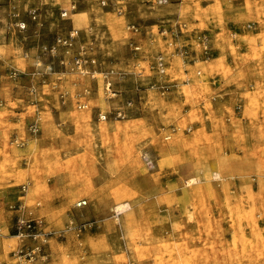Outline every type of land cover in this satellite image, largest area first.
<instances>
[{"label": "rangeland", "instance_id": "obj_1", "mask_svg": "<svg viewBox=\"0 0 264 264\" xmlns=\"http://www.w3.org/2000/svg\"><path fill=\"white\" fill-rule=\"evenodd\" d=\"M0 264H264V0H0Z\"/></svg>", "mask_w": 264, "mask_h": 264}, {"label": "built area", "instance_id": "obj_2", "mask_svg": "<svg viewBox=\"0 0 264 264\" xmlns=\"http://www.w3.org/2000/svg\"><path fill=\"white\" fill-rule=\"evenodd\" d=\"M68 13L65 12L63 13V16H67ZM35 18V17H34ZM17 27L20 29H25L26 25L25 24H17ZM75 32L71 33V36L69 38H59L57 39V42L55 43V45L52 46L51 51L53 53H56L57 51V47L61 46V45H66L69 44V41L74 38ZM76 63L78 64V67H82L83 66V61L81 62L80 59H76ZM158 69L160 72H164V65H163V57L159 58V63H158ZM21 231H20V236L21 237H33L36 238L35 235H32L31 229H33V222L32 221H21V227H20Z\"/></svg>", "mask_w": 264, "mask_h": 264}, {"label": "bare ground", "instance_id": "obj_3", "mask_svg": "<svg viewBox=\"0 0 264 264\" xmlns=\"http://www.w3.org/2000/svg\"><path fill=\"white\" fill-rule=\"evenodd\" d=\"M135 163H136V162H135ZM117 209H118V211H125V210L127 209V205H125V204L123 205V204H122V205L118 206ZM118 213H119V212H118Z\"/></svg>", "mask_w": 264, "mask_h": 264}]
</instances>
